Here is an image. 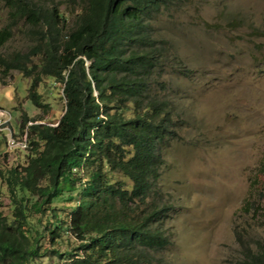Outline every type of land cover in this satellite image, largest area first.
Segmentation results:
<instances>
[{
    "label": "trees",
    "instance_id": "obj_1",
    "mask_svg": "<svg viewBox=\"0 0 264 264\" xmlns=\"http://www.w3.org/2000/svg\"><path fill=\"white\" fill-rule=\"evenodd\" d=\"M0 2V80L29 79L42 116L21 114L18 135L33 123L28 149L13 150L23 162L8 152L0 163V264H167L156 255L172 244L163 221L174 206L158 182L181 119L163 79L169 43L153 23L173 0ZM17 33L30 44L4 54ZM48 77L64 101L54 124L38 123L50 109L37 91ZM263 200L264 179L241 212H261ZM257 244L240 264H264Z\"/></svg>",
    "mask_w": 264,
    "mask_h": 264
},
{
    "label": "rangeland",
    "instance_id": "obj_2",
    "mask_svg": "<svg viewBox=\"0 0 264 264\" xmlns=\"http://www.w3.org/2000/svg\"><path fill=\"white\" fill-rule=\"evenodd\" d=\"M6 22L0 2V29ZM153 25L169 43L163 79L181 119L166 144L158 182L163 200L174 206L163 221L172 244L156 257L167 264H240L245 245L256 249L264 242V226L258 227L264 208L241 212L264 179V0H173ZM29 44L17 33L1 51ZM30 86L17 71L7 83L0 80V122L9 118L16 135L21 114L42 118L28 97ZM37 91L50 107L38 123L54 124L63 115L61 85L48 77ZM7 136L0 131V163L8 152L13 163L23 162L22 153L8 148Z\"/></svg>",
    "mask_w": 264,
    "mask_h": 264
},
{
    "label": "built area",
    "instance_id": "obj_3",
    "mask_svg": "<svg viewBox=\"0 0 264 264\" xmlns=\"http://www.w3.org/2000/svg\"><path fill=\"white\" fill-rule=\"evenodd\" d=\"M33 123H28L26 129L22 131L19 135L14 134L13 130L9 126V118L0 122V131L9 132L6 142L10 150H26L29 147L28 138V127Z\"/></svg>",
    "mask_w": 264,
    "mask_h": 264
}]
</instances>
